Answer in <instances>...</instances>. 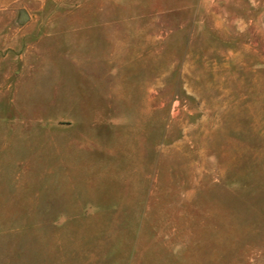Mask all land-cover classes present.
Instances as JSON below:
<instances>
[{
    "label": "rangeland",
    "instance_id": "374dc122",
    "mask_svg": "<svg viewBox=\"0 0 264 264\" xmlns=\"http://www.w3.org/2000/svg\"><path fill=\"white\" fill-rule=\"evenodd\" d=\"M0 264H264V0H0Z\"/></svg>",
    "mask_w": 264,
    "mask_h": 264
}]
</instances>
